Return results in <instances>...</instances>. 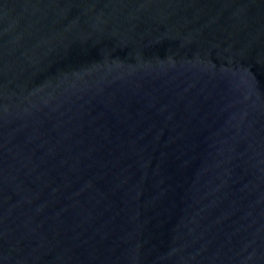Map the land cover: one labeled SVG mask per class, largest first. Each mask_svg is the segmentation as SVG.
Segmentation results:
<instances>
[{
	"label": "water",
	"instance_id": "95a60500",
	"mask_svg": "<svg viewBox=\"0 0 264 264\" xmlns=\"http://www.w3.org/2000/svg\"><path fill=\"white\" fill-rule=\"evenodd\" d=\"M0 264H264V0H0Z\"/></svg>",
	"mask_w": 264,
	"mask_h": 264
}]
</instances>
